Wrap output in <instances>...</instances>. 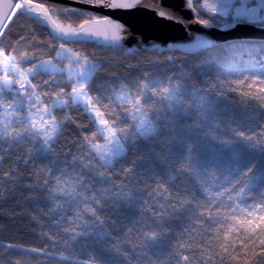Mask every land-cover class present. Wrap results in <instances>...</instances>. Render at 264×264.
Here are the masks:
<instances>
[{
  "label": "snow or ice",
  "instance_id": "snow-or-ice-1",
  "mask_svg": "<svg viewBox=\"0 0 264 264\" xmlns=\"http://www.w3.org/2000/svg\"><path fill=\"white\" fill-rule=\"evenodd\" d=\"M186 6L205 26L202 10L264 19L249 0ZM21 15L47 33L46 58L12 35ZM121 31L82 8L0 0V229L27 220L38 241L0 239V264H264V78L173 80L126 63L143 48L87 53L121 48Z\"/></svg>",
  "mask_w": 264,
  "mask_h": 264
},
{
  "label": "trees",
  "instance_id": "trees-1",
  "mask_svg": "<svg viewBox=\"0 0 264 264\" xmlns=\"http://www.w3.org/2000/svg\"><path fill=\"white\" fill-rule=\"evenodd\" d=\"M21 28L23 31H21ZM12 35L16 36L17 40L20 35H23L28 42L25 44L21 41L19 47H27L32 52H35L38 57L46 58L47 49L43 45L50 43L48 35L41 27H33L28 22V18L21 15L15 19V23L12 26ZM33 36L35 39L31 38ZM11 42L15 43L16 41L13 40ZM87 53L95 54L98 59L105 61L117 55L120 58H124L126 55L123 48L112 51L105 49L103 46H89L87 47ZM165 53L178 56L174 66L165 62L163 59ZM165 53L157 54L155 51H138L136 55H128L126 63L131 64L139 60L142 67H147L150 61L154 62L162 76L165 78L171 77L173 80L177 78L176 74L181 73L184 78L190 77L198 82L204 78L240 79L245 76L264 78V41H231L211 46L195 55H182L176 52ZM105 78L110 77L106 76ZM107 110L105 108V111ZM70 127L72 131L68 135L74 139L75 129L74 126ZM8 228L12 230L11 233L0 229V239H4L5 242L15 240L29 246L38 243L27 220L23 222L17 220L15 224L10 222ZM17 229H21L22 234L17 233Z\"/></svg>",
  "mask_w": 264,
  "mask_h": 264
},
{
  "label": "water",
  "instance_id": "water-1",
  "mask_svg": "<svg viewBox=\"0 0 264 264\" xmlns=\"http://www.w3.org/2000/svg\"><path fill=\"white\" fill-rule=\"evenodd\" d=\"M48 2L82 8L120 23L122 25L120 43L125 53L128 49L143 48L157 54H161L163 50V53L195 55L211 46L231 41H264V24L228 23L215 27L195 23L196 14L187 8V0H141L137 7L128 10L92 8L76 4L75 0ZM156 3L172 12L177 19L168 20L158 16L151 6ZM97 46H103L102 39Z\"/></svg>",
  "mask_w": 264,
  "mask_h": 264
},
{
  "label": "rangeland",
  "instance_id": "rangeland-1",
  "mask_svg": "<svg viewBox=\"0 0 264 264\" xmlns=\"http://www.w3.org/2000/svg\"><path fill=\"white\" fill-rule=\"evenodd\" d=\"M194 3H203V0H193ZM209 2L211 3H215V4H218V5H222L223 4V0H209ZM261 16L264 17V7L262 8L261 12H260ZM197 17V16H196ZM200 18H204V19H208V24L210 25H213L215 27H218V26H222V25H225V24H228V23H247V24H252V25H260V24H264V19H261V20H257V21H250V20H247V19H244V20H236L233 18L232 14L228 15V16H221L219 13L215 14V15H211V14H208L206 11H203L201 12V15L199 16ZM171 55L172 58H173V61H177L178 60V56L176 54H166L163 56V59L167 60V57ZM73 116L76 117L77 119H80L82 120L85 124H87V119L84 118L83 116H78L77 113L73 112Z\"/></svg>",
  "mask_w": 264,
  "mask_h": 264
},
{
  "label": "built area",
  "instance_id": "built-area-1",
  "mask_svg": "<svg viewBox=\"0 0 264 264\" xmlns=\"http://www.w3.org/2000/svg\"><path fill=\"white\" fill-rule=\"evenodd\" d=\"M249 6L250 7H260L262 6V0H249ZM236 20H244V19H236ZM250 21H256V20H250Z\"/></svg>",
  "mask_w": 264,
  "mask_h": 264
}]
</instances>
